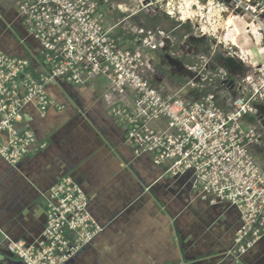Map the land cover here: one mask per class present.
<instances>
[{
	"label": "built area",
	"instance_id": "1",
	"mask_svg": "<svg viewBox=\"0 0 264 264\" xmlns=\"http://www.w3.org/2000/svg\"><path fill=\"white\" fill-rule=\"evenodd\" d=\"M16 1L39 43L41 71L27 58L0 52L1 158L17 166L40 148L35 134L17 125L28 106L45 115L54 105L47 92L50 83L76 87L105 78L107 101L111 112L123 119L126 143L138 156L151 154L157 165L167 167V175L193 173L202 199L236 207L242 225L230 254L235 259L245 255L264 236V172L250 151L256 144L264 148V119L262 132L244 129L245 118L258 113L252 97L261 95L260 83L254 76L245 78L223 68L213 71L211 58L198 54V62L186 67L193 77L185 84L198 93L185 100L169 89L154 56L169 51L182 58L181 49L175 50L176 38L172 32L149 30L133 21L153 6V0H143L134 9L133 0ZM108 12L121 15L109 26ZM128 12L131 16L123 17ZM226 56L238 57L231 47ZM228 91L237 93L235 98L226 95ZM46 202L42 237L34 244L7 238L6 250L16 260L8 264H69L103 232L89 211L88 196L73 178L65 177L52 187Z\"/></svg>",
	"mask_w": 264,
	"mask_h": 264
},
{
	"label": "crops",
	"instance_id": "2",
	"mask_svg": "<svg viewBox=\"0 0 264 264\" xmlns=\"http://www.w3.org/2000/svg\"><path fill=\"white\" fill-rule=\"evenodd\" d=\"M114 17L121 15L115 12ZM188 40L179 49L193 58L197 50L187 47ZM38 51L17 1L0 0V52L27 58L40 72ZM206 51L201 52L208 55ZM186 56L179 57L182 66L162 61L160 54L155 58L157 65L181 75L192 65ZM220 64L215 66L225 69ZM242 68L231 69L242 75ZM167 82L170 88L178 84L170 78ZM108 89L109 81L102 77L76 87L52 82L47 92L54 105L48 112L42 115L33 105L25 109L17 127L31 130L40 148L17 166L0 156V264L16 262L6 250L7 238L34 244L42 237L46 197L65 177L81 185L90 213L104 228L69 264H264V236L241 258L230 254L242 225L236 207L202 199L193 173L173 177L151 154H135L126 143L123 119L110 110ZM232 92L226 95L235 98ZM260 114V123L253 126L258 132L264 119ZM249 116L244 123L252 126ZM257 146L250 151L264 159Z\"/></svg>",
	"mask_w": 264,
	"mask_h": 264
},
{
	"label": "rangeland",
	"instance_id": "3",
	"mask_svg": "<svg viewBox=\"0 0 264 264\" xmlns=\"http://www.w3.org/2000/svg\"><path fill=\"white\" fill-rule=\"evenodd\" d=\"M141 1L143 0L130 1L132 3L131 9L140 6ZM123 2H128V0ZM153 3L152 7L141 10L139 15L160 14L163 17H169L172 21L190 24L192 26L191 34L180 39L183 30L179 29L172 35L176 38V42H180L179 45L186 39H190L189 42L192 40L190 43L187 42L186 45L191 50H197L195 51L197 54L205 51L207 47L208 56L211 58V70L215 71L217 69L213 66L212 54L214 52L215 54L225 55L224 58L228 60L226 65L230 69L241 71L243 65L245 69L242 76H245V78L254 76V80L260 83L259 90L262 96L252 97L248 92L244 94L248 99L252 97L256 100L253 103L258 113H264V102L257 100V98L264 99V82L262 81V79L264 80V0H153ZM170 14H173L174 18ZM130 16L131 12L123 14V17L126 18ZM108 17L112 18L108 26L116 23V19L111 12H108ZM163 20L165 22L159 26L161 29H164L166 24L169 23L166 19ZM130 24L124 25L123 28L129 29L132 25ZM233 39L239 42V48L232 46ZM230 47L237 53L239 58L226 56ZM180 49L185 56L189 55L183 48ZM159 54L161 55V52L154 53L155 57H159ZM197 59L196 56L189 58V61L193 65L198 62ZM162 61H166L170 65L182 66L179 60L168 56L162 57ZM250 62L254 63L250 64ZM162 76H165V74L162 73ZM181 76L189 80V73L186 70L181 73ZM185 84H175L172 88H168L181 98L188 100L193 94L192 89L185 87ZM232 95L236 96L237 93H232ZM261 116L262 114L249 116L252 126L244 123V129L248 130L249 127H253L256 121L260 123ZM257 148L264 151L262 146H257ZM251 154L264 172V159L258 158L253 151H251ZM261 156H264V154Z\"/></svg>",
	"mask_w": 264,
	"mask_h": 264
},
{
	"label": "trees",
	"instance_id": "4",
	"mask_svg": "<svg viewBox=\"0 0 264 264\" xmlns=\"http://www.w3.org/2000/svg\"><path fill=\"white\" fill-rule=\"evenodd\" d=\"M143 15V14H142ZM137 15L136 17L133 18V21L138 24V25H143L145 28L149 29V30H157V29H160V30H163L165 32H176L177 30L181 29L183 30V33H182V36L180 37V39H182L184 36L188 35V34H191L192 33V26L188 23L186 24H181L180 22H175V21H172L169 17H163L161 16L160 14H156V15H150V14H145V15ZM163 19H166L167 22H169L168 24H166V27L164 29H161V24L163 22H165ZM176 35V34H175ZM179 41L176 45V48L175 50L177 51V48H179ZM207 48V47H206ZM206 51V50H205ZM161 52V55H163L164 57H171L172 59H177L179 60V58L177 57H172L170 56V53L169 51H160ZM207 52V51H206ZM203 52L199 53V54H202ZM203 54H206V53H203ZM198 55V54H197ZM225 55H220L219 54H215V56L213 57V66L216 67V66H219L220 67V62H223L224 63V68L225 70H227L230 74H234V71L231 69H229L226 65V62L228 61L227 59L224 58ZM181 61V60H180ZM185 62H187V64H191V62L189 61V57L186 56L185 58ZM215 63H216V66H215ZM158 68L159 70L165 74V78L166 80L168 78L170 79H173V81L177 82L178 84H183V83H186L185 81V78L182 77L181 75H178V74H173L171 70H168V69H165L164 65H162L161 63L158 64ZM218 68V67H216ZM243 74V73H242ZM241 75V74H240ZM168 76V78H167ZM232 81H234V77H232ZM231 81V83H232ZM230 83V84H231ZM232 90V88H231ZM230 90V91H231ZM230 91H228V93H231ZM197 90H192V94H194L196 96L197 94ZM193 95V96H194Z\"/></svg>",
	"mask_w": 264,
	"mask_h": 264
},
{
	"label": "bare ground",
	"instance_id": "5",
	"mask_svg": "<svg viewBox=\"0 0 264 264\" xmlns=\"http://www.w3.org/2000/svg\"><path fill=\"white\" fill-rule=\"evenodd\" d=\"M187 19L189 20L188 17H187ZM232 45H234V46H236L238 48L240 47L239 42L236 39H233V44Z\"/></svg>",
	"mask_w": 264,
	"mask_h": 264
},
{
	"label": "flooded vegetation",
	"instance_id": "6",
	"mask_svg": "<svg viewBox=\"0 0 264 264\" xmlns=\"http://www.w3.org/2000/svg\"><path fill=\"white\" fill-rule=\"evenodd\" d=\"M197 56V55H196ZM196 56H194V57H196Z\"/></svg>",
	"mask_w": 264,
	"mask_h": 264
},
{
	"label": "water",
	"instance_id": "7",
	"mask_svg": "<svg viewBox=\"0 0 264 264\" xmlns=\"http://www.w3.org/2000/svg\"><path fill=\"white\" fill-rule=\"evenodd\" d=\"M146 4V3H145Z\"/></svg>",
	"mask_w": 264,
	"mask_h": 264
}]
</instances>
